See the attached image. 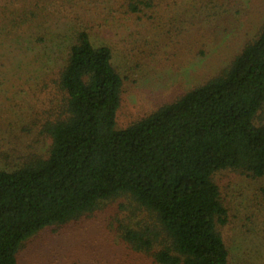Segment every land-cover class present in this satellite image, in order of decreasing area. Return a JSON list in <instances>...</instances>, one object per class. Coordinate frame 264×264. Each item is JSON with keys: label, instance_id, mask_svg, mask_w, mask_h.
Segmentation results:
<instances>
[{"label": "trees", "instance_id": "1", "mask_svg": "<svg viewBox=\"0 0 264 264\" xmlns=\"http://www.w3.org/2000/svg\"><path fill=\"white\" fill-rule=\"evenodd\" d=\"M156 1L0 0V84L36 62L55 91L38 120L39 135L51 139L47 153L28 151L20 165L0 168V264H18L40 231L121 197L127 217L117 240L154 264H244L232 262L214 177L232 170L264 178V24L225 67L118 129L123 78L96 28L141 19ZM229 2L200 0L182 18L219 34L233 17ZM54 15L69 24L63 46L40 25Z\"/></svg>", "mask_w": 264, "mask_h": 264}, {"label": "rangeland", "instance_id": "2", "mask_svg": "<svg viewBox=\"0 0 264 264\" xmlns=\"http://www.w3.org/2000/svg\"><path fill=\"white\" fill-rule=\"evenodd\" d=\"M198 2L157 0L155 8L141 19L126 15L96 28L97 39L113 47L114 65L123 78L116 128L139 121L225 67L264 24V0H230L233 17L221 33L200 31L198 24L182 18ZM40 25L45 32L50 28L47 36L54 43L64 45L61 40L67 34V22L58 15L45 16ZM12 74L8 72V83L0 84L3 169L20 165L22 153H47L51 144L37 130L43 110L52 106V84L43 81L40 63L23 69L22 79ZM257 123L264 125V106ZM214 179L228 209L229 221L222 233L232 262L264 264V178L226 170ZM127 203L121 197L90 216L40 231L24 242L18 264H154L117 240L119 222L124 224L127 217L122 205Z\"/></svg>", "mask_w": 264, "mask_h": 264}]
</instances>
